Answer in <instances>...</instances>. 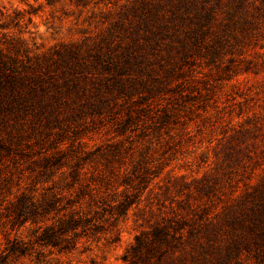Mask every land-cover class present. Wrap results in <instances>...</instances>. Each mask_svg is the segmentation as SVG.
Here are the masks:
<instances>
[{
  "label": "rangeland",
  "instance_id": "obj_1",
  "mask_svg": "<svg viewBox=\"0 0 264 264\" xmlns=\"http://www.w3.org/2000/svg\"><path fill=\"white\" fill-rule=\"evenodd\" d=\"M0 52L27 97L0 104V199L67 193L83 166L105 196L139 194L72 252L7 264H130L136 236L168 220L201 232L160 264H216L236 244L223 264H264V0H0ZM53 154L63 167L41 171ZM4 207L0 252L33 245Z\"/></svg>",
  "mask_w": 264,
  "mask_h": 264
},
{
  "label": "trees",
  "instance_id": "obj_2",
  "mask_svg": "<svg viewBox=\"0 0 264 264\" xmlns=\"http://www.w3.org/2000/svg\"><path fill=\"white\" fill-rule=\"evenodd\" d=\"M210 19L211 11L209 9L203 14L201 21L204 23ZM96 58L97 62H102L99 55ZM16 72L15 63L6 59L0 52V104L6 102L8 109L21 108L27 101L26 86L21 82ZM10 153V146L0 144V154L6 156ZM44 160V168L41 171L57 165H59L58 169L63 167L62 157L59 154L46 156ZM83 168L84 166L76 167L71 171L73 181L69 188H66L67 193L63 190L52 196L36 199L34 195L22 192L14 199L7 195L0 199V209L3 205L5 206L4 214L7 221L12 226L18 225V227H26L27 223H30L34 235L33 245H30L21 236H16L9 241L5 250L0 252V264H7L11 257L32 255L33 252L37 253L38 262L46 261V258H43V256H47L45 255L46 250H49L50 254L55 250L58 253H70L78 247L81 238L100 232L106 223L115 225L118 219L126 214L129 207L136 202L138 193L132 194L125 190L123 198L120 199L117 195L109 198L102 194L106 190L102 189V184L99 185L95 182L96 179L93 182L84 183L81 181ZM106 178L107 176L103 175L100 182H104ZM136 178H139L140 181L134 188L139 189L142 186L140 184L145 181L146 175L137 174ZM128 179L130 180V176L126 177L124 183L129 185ZM106 181L104 185L113 183L111 180ZM107 214L110 217L104 218ZM262 217L261 215L259 216L260 220L253 221L252 230L256 231L264 240V218ZM198 226L197 222L191 223L188 220H168L165 223L164 221L158 223L150 230L136 236L135 241L124 254V259L130 264H160L170 253L178 250L180 244L199 235L201 229H198ZM36 246L39 249L35 248ZM226 254L227 256L216 264H223V261L225 262L230 257L238 256L241 254V250L236 244ZM50 262L48 260L46 263Z\"/></svg>",
  "mask_w": 264,
  "mask_h": 264
}]
</instances>
